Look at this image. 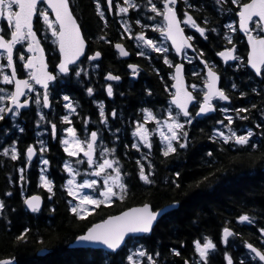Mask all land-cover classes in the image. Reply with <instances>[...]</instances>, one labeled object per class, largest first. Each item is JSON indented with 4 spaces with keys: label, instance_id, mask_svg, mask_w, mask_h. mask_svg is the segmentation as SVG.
<instances>
[{
    "label": "trees",
    "instance_id": "16d2710c",
    "mask_svg": "<svg viewBox=\"0 0 264 264\" xmlns=\"http://www.w3.org/2000/svg\"><path fill=\"white\" fill-rule=\"evenodd\" d=\"M155 1L158 7H163L162 0ZM69 2L88 42L86 56L77 65L84 71L76 77L75 70L78 68L74 66L69 75L58 77L51 86L53 107L49 112L44 111L41 97V105L33 103L26 119L20 116L17 121L10 118L9 123L0 124V200L5 203L3 215H0V259L14 257L15 264H130L127 255L132 253L131 247L136 244L145 248L156 264H185L194 257L195 240L199 239L203 244L207 237L220 244L224 241L225 227L231 229L234 235L227 240L226 248L218 249L219 255L214 250L211 252L206 264H214L215 260L218 264H227L228 256L237 262L239 256L234 253L250 255L247 243L264 251V234L260 232L264 228V75L259 78L247 67L248 46L238 30L234 33L224 30L225 25L238 21V6L231 0L222 4L216 0H188V5H191L188 7L184 0H180L177 9L180 17L184 18L183 13L187 11L201 27L208 30L205 33L207 38L201 36L198 30H186L195 38L193 44L196 51L194 62L185 63L189 84L203 89L205 66L202 61H208L220 74L221 87L231 103L226 106L228 112L217 110L213 115L202 118L196 117L195 106L191 112L194 119L186 125L188 147L178 148L176 153L165 157L164 141L156 131V124L151 123L152 120H144L146 114L143 109H150L161 121L167 117V110L172 107L174 67L164 63V54L153 50L146 57L139 56L135 45L136 37L142 30L145 35L160 39L158 32L151 28L142 29V25L161 23L162 17L149 19L156 14L151 12L150 6L146 7L147 0H133L138 8H129L128 13L114 9L112 16L106 0H99L100 10L105 13L103 19L97 12V0ZM119 2L122 1L115 0V6ZM136 20H140L141 24H137ZM126 28H130V33ZM225 34L232 36V43L225 39ZM117 43L125 45L131 52L129 60L120 57L115 49ZM233 44L242 59L235 64L224 65L217 53ZM43 45L50 70L56 72L60 60L57 44L47 34ZM95 51L101 52V60L90 62L86 57ZM170 58L174 65L179 62L172 51ZM131 63L139 66L137 80H133L132 73L127 71ZM108 73L119 76L120 81L107 82ZM109 84L113 85L116 93L112 99L108 98L105 88ZM88 88L93 89L91 94ZM38 91L42 93V90ZM65 95L73 101L75 112L64 107L67 103L63 99ZM197 98L201 100L200 96ZM98 100H107L105 113L110 115L107 120L113 122L110 132L113 145L110 148L115 149L113 159L118 160L127 191L123 200L116 198L111 203L96 206L94 211L80 219L71 212L73 203L69 201L73 202V197L67 193L69 172L64 165L66 162L72 164L74 160L64 151L63 132L69 126L74 127L85 140L89 139L91 132L99 131L102 140L110 142L103 137L99 124L102 117L97 114ZM236 109L248 111L237 114ZM113 111L115 117L112 116ZM65 115L70 123L62 120ZM228 116L232 117L230 125ZM244 116L248 119H241ZM221 120L224 124L217 123ZM137 121L148 122L151 148L135 137ZM52 124L56 125L54 134ZM225 125L238 135H245L251 130L253 136L250 143L246 146L233 141L224 143L214 129L218 128L228 135ZM13 143L20 153L17 160L3 155V149L10 148ZM134 144L139 147H133ZM31 145L39 150L33 163L26 158V150ZM41 147L44 151H40ZM209 152L212 156L208 155ZM41 158L49 163H41ZM141 165L149 179L154 180L153 184L140 179ZM21 168L23 173L19 171ZM177 172L179 177L175 175ZM42 177L53 182V192L45 187ZM8 192L11 196L6 195ZM35 194L44 197L45 205L40 213L31 214L26 210L24 201ZM174 201H179L178 208L158 221L151 236L129 239L116 254L72 249L70 246L93 223L109 216L144 203H149L157 211ZM245 213L253 219V223L238 221V217ZM25 228L30 229L25 240L17 241ZM173 250L179 251L180 255H175ZM40 252L46 254L41 256ZM144 261H148L147 256ZM255 264L261 263L255 259Z\"/></svg>",
    "mask_w": 264,
    "mask_h": 264
},
{
    "label": "snow or ice",
    "instance_id": "6c2138e0",
    "mask_svg": "<svg viewBox=\"0 0 264 264\" xmlns=\"http://www.w3.org/2000/svg\"><path fill=\"white\" fill-rule=\"evenodd\" d=\"M177 0H162L163 7H158L157 3L153 0H147L146 7L150 6L151 12L155 13V16L149 17L150 20H155L156 16L162 17L161 23L156 24H143L142 29L151 28L154 32H158L163 40H154L148 38L145 32L142 30L136 37L138 46L142 42L143 45L150 47L156 53H163V60L166 65L170 68H175V73L173 79L176 83L173 85L175 91L172 93L170 105L175 106V111L170 106L167 110V118L161 122V120L152 113L150 109H143L146 114L144 116L145 121H155L156 131L159 132L161 139L164 141L163 155L165 157L170 154L176 153L177 149H185L188 147V131L186 125H190L194 119L192 113L189 111V106L196 101L199 110L196 116L201 114H206L215 110V106L212 103L214 98L220 100L228 101L229 96L225 94L223 89L219 88L218 81L219 75L214 71V65H209L208 61H203L205 67L207 68L206 77L204 80V89H202L203 98L202 100H197V97L193 95L188 87L185 85L184 79L182 77V69L184 65L173 64L171 60L168 59V47L165 45L166 40H171L172 45L175 48L176 53H182L187 48H193V45L189 43L192 39L190 36H185L184 28L181 24L190 25L192 28H196L201 36H205L207 29L201 27L197 21L187 12L183 13V21L178 18L177 12L175 10ZM218 4L227 3L228 0H216ZM108 7H112V0H107ZM127 7H120V12L126 13L129 8H138L139 5L132 2V0H125ZM184 3L188 5V0H184ZM231 3L238 6V11L236 15L239 17L238 27L239 30L243 31L247 36L248 44L251 46V51L248 55L247 63L254 69L257 76L264 75V0H250V2H242V0H231ZM45 4L48 7L41 9L38 6ZM191 7V5H188ZM51 9L55 13V19L49 18L48 9ZM18 9V10H17ZM97 12L98 15L103 19L105 17L104 11L100 10L99 0H97ZM42 18L43 23L47 25V28L51 30L52 36L56 37V42L59 46V53L61 56L60 62L56 65L58 72L49 71L48 64L45 61L44 49L41 45L40 39L37 36L36 31L33 30V18L35 16ZM7 18L8 34L10 38H6L3 34L2 28H0V57L6 56L7 65L0 64V73H2L5 67L11 68V74H3V81L6 84H14L15 90L11 92H6L5 89L0 88V102L10 101V106L5 104V106H0V120L4 119L5 113H12L14 116L20 114V110L29 105V101L32 99L31 93L36 92L35 104L41 105V97L43 100V106H50L49 100V85L57 80L59 76H67L73 69L70 67L76 65L80 57L85 55L86 41L82 35L80 25L77 22L76 17L73 15L70 7L69 0H0V17ZM207 22V21H205ZM105 23L107 21L105 20ZM137 24H141L140 20H136ZM251 25V27H250ZM231 32H236L237 27L234 24L229 23L225 25ZM129 31L130 28H126ZM212 31H216L213 29ZM253 33H256L253 35ZM100 39H106V37H100ZM225 39L232 43V36L225 34ZM27 42V52L32 55L25 59V53L20 51L18 53L19 60L23 62L22 69L28 70L27 78L20 79L17 77V71L14 66L13 61V50L18 44ZM110 42V41H109ZM117 49L120 50V55L127 56L128 52L124 50L123 46L119 43L115 45ZM193 50H195L193 48ZM236 53V46L233 44L231 48H227L224 51L217 53L218 56L222 57L225 62L229 60H241ZM138 55L144 56L145 52L141 51L137 53ZM100 51H95L93 55L86 57L88 60H96L101 57ZM200 56H203V52H200ZM151 59V57H148ZM136 65H129V68L135 69ZM78 70H75V76L80 77L81 72L84 71L83 68L77 66ZM133 75H136L133 72ZM193 75H198L193 73ZM106 79L119 80L120 77L108 73ZM35 85H40L43 92L37 91ZM235 88V84L232 85ZM192 89H196L197 85H191ZM88 93L93 92L92 88L87 89ZM255 91V89H254ZM107 93L109 96L112 95V86L109 84L107 86ZM149 94H151L149 92ZM241 95H245L242 93ZM21 97H26L21 101ZM65 101H70L69 96L65 95L63 97ZM64 107L66 109H71L75 112L72 104L65 103ZM253 108L256 105H252ZM227 112L228 109H223ZM247 112L248 109H236L237 114L240 112ZM115 111L112 112V116L115 117ZM100 116L105 117L104 105L100 104ZM43 118V117H42ZM241 119H248L247 116L241 117ZM63 121L69 122V117L67 115L62 117ZM106 120V118H105ZM227 120L229 125L232 123V117L228 116ZM218 124H224V121H217ZM53 134L55 133L56 125L52 124ZM166 127V131H165ZM228 127V135L218 128L214 129V133L218 134L219 137L223 138L224 143L233 141L235 144L246 146L250 143V138L253 136V132L248 130L245 135H238L231 127ZM259 127V125H257ZM22 132L23 129L21 128ZM68 133L73 136V141L71 146H68L70 142L68 140L62 141L66 145L64 151L68 153L69 156L77 157L80 153H83L87 157V165L91 171H85V178L82 183L76 184L75 177L80 175L79 169H74L69 163H65L64 167L69 173L72 174V179L67 181V193L69 196L75 198L79 201V204L71 207V212L77 214L80 219H84V215L81 213L80 209L86 212L88 209L85 205H96L99 206L106 202L111 203L113 197H118L123 200L127 191V184L122 180L121 168L118 164L117 159H108L105 157V153H114L115 149L103 148L101 151L102 159H94L95 154V143L97 140V132H91L90 139H85L81 141L76 136V129L74 127H68L66 129ZM136 133L139 135L140 139L147 145L148 148L152 147L149 140V130L144 127L139 121H137ZM215 138V137H213ZM43 144V142H41ZM133 147H139V145H133ZM40 151H44L41 147ZM27 157L30 160L34 153V147L29 146L26 150ZM3 155L9 156L12 160H17L19 158V151L13 143V145L8 148L3 149ZM212 156V153H208ZM44 164H48L47 160L43 161ZM77 164H82L84 161L77 160ZM112 169V172L108 170ZM23 173L24 169L19 170ZM114 173V174H113ZM140 179L147 184H153L154 180L149 179V176L144 172V166H140ZM179 177L180 173L175 174ZM88 176L102 177L101 180L90 179ZM207 179V177H205ZM23 180V176H21ZM45 187H47L49 192H53V182L42 177ZM100 186L99 198L93 196L92 194L86 193L85 189H97ZM179 187V184H176ZM7 196H11V192L6 193ZM41 198L39 196H32L25 200V204L32 212L40 211ZM69 203H72L69 201ZM179 201H174L172 205L166 206L178 207ZM166 208H162L158 211H154L149 203H144L142 206L129 208L126 211H122L119 215L109 216L106 219L101 220L98 223H93L87 228L83 235H79L75 238L77 244L89 243V244H100L113 252H116L121 248L122 245L126 243V237L130 234L137 233H151L154 224L162 219L169 213ZM5 209V203L0 200V215H3V210ZM55 211V209H53ZM240 222L253 223V219L247 214H242L238 217ZM30 229L25 228L24 231L17 237V241H23L26 238V234ZM260 232L264 234V228L260 229ZM234 233L228 227L223 229V240L227 243V238L233 236ZM205 243L201 244L199 239L194 241L195 251L199 253L201 257H206L208 249H214L216 245L210 238H205ZM246 247L253 254L252 258H258L259 261L264 262V251L254 247L251 243H247ZM175 255L179 256L180 252L173 250ZM147 255L148 260L151 264H156L155 260L151 255H148L145 250L138 249L135 252L127 255V260L130 264H141L140 261L134 257H144ZM158 255V253H157ZM0 264H15L14 257H6L0 259ZM188 264V261H185ZM227 264H233L231 256L227 257ZM240 264H244L241 260Z\"/></svg>",
    "mask_w": 264,
    "mask_h": 264
},
{
    "label": "flooded vegetation",
    "instance_id": "af4514ba",
    "mask_svg": "<svg viewBox=\"0 0 264 264\" xmlns=\"http://www.w3.org/2000/svg\"><path fill=\"white\" fill-rule=\"evenodd\" d=\"M122 2H119V3H117V5L115 6V0H114V9H120V7L121 6H123V7H127L128 5L125 3V0H121ZM179 1V4H180V0H178ZM248 1H250V0H247V2ZM132 2H133V0H132ZM153 2L154 3H156V1L155 0H153ZM179 4H178V6H177V9H178V7H179ZM39 8H41V9H44V8H47L48 6L47 5H45V4H41V5H39L38 6ZM18 10V9H17ZM118 11V10H117ZM48 12H49V18L50 19H52V17H53V14H52V12H51V10L50 9H48ZM126 13H128V12H126ZM0 28H2V30H3V34H5V37L6 38H10V35L8 34V25H7V18H6V16L5 17H3L2 19H1V21H0ZM35 30L38 32L39 30V32L41 33V37H40V35H39V37H40V39H41V42L42 43H44L45 42V36L47 35V34H49L51 37H52V41H53V43H56L57 44V42H56V40H57V38L56 37H54V36H52V33H51V30L50 29H48L47 28V25H45L44 23H43V20H42V18L41 17H39L38 15L35 17ZM191 30H193L192 28H191ZM39 34V33H38ZM149 36V35H148ZM149 37H152V36H149ZM152 38H154V37H152ZM160 38H161V36H160ZM193 39L195 40V38H194V36H193ZM26 49H27V42H24V43H21V44H18L17 46H16V48L14 49V54H13V59H14V63H15V68H16V71H17V75H18V77L19 78H21V79H24V78H26L27 77V72H28V70H26V69H22V64H23V62L22 61H20L19 60V55H18V53L20 52V51H22V52H24L25 53V59H27V57L29 56V55H27L26 54ZM2 60L3 61H5L6 60V62H5V64L7 65V58H6V56H3L2 57ZM123 60H125V59H123ZM127 60H129V59H127ZM131 64H134V63H131ZM128 68H129V66H128ZM128 68H127V71L129 72V70H128ZM139 72V71H138ZM5 73H8V75H10L11 73H10V69H9V67H6L5 68ZM132 78V77H131ZM133 79V78H132ZM134 80V79H133ZM113 82H115V81H113ZM107 86L108 85H106V92H107ZM112 86V94L113 95H115L116 93H115V91H114V87H113V85H111ZM119 87V86H118ZM0 88H3V89H5V91L6 92H11V91H13L12 90V85L11 84H6L4 81H3V75H0ZM11 88V89H10ZM216 101V100H215ZM103 105L105 104V102L103 101V102H101ZM100 103V104H101ZM5 104H7V105H10V101H5V102H0V106H5ZM215 104H216V102H215ZM105 113V112H104ZM28 111L27 110H22L21 112H20V114L19 115H16V116H14L12 113H10L9 115L7 114V113H5L4 114V119L3 120H0V124H4V122H8V120L10 119V118H12V121H17V119L20 117V116H22L23 118H27L28 117ZM99 116H100V114H99ZM110 117V115L109 114H106L105 113V117H104V120H102V119H100L99 120V124H100V126H101V129H102V132H103V137L105 138V140H109L110 139V142H106V141H103L102 140V137H101V133L99 132V131H97V134H98V142H97V151H96V159H102V157H101V151H102V149L103 148H108V149H111L110 148V146L112 147V145H113V141H111V139H112V135H111V130H112V128H113V122H109L108 120H107V118H109ZM105 118H106V120H105ZM9 123V122H8ZM141 124H143V123H141ZM146 124V123H145ZM109 155H110V153H108V158L110 159V157H112V155H110V157H109ZM152 234V233H151ZM151 234H149V235H147V236H151ZM141 238H143V237H141ZM138 239H140V238H138ZM215 245H216V247L214 248V249H208L207 250V255H206V257H201L200 255H199V253L198 252H196L195 251V254H194V257L190 260V261H188V264H206V262L209 260V257H210V254H211V252L214 250L215 252H216V254H218V249H222V248H226L227 247V245H228V243H224V241L222 242V243H220V244H216V243H214ZM136 245V244H135ZM134 247V246H133ZM142 250H145L146 251V249L145 248H143L142 247ZM235 255H238L239 256V260L236 262L233 258H232V261H233V264H240V262H241V260H243L244 261V264H255V259H253L252 258V254L250 253V255H248V256H245V255H242V253H240V252H236V253H234ZM219 255V254H218ZM154 260V259H153ZM142 264H151V262L148 260V262L147 261H144V258H143V262H142ZM214 264H218L217 263V260H215V262H214Z\"/></svg>",
    "mask_w": 264,
    "mask_h": 264
},
{
    "label": "water",
    "instance_id": "95a60500",
    "mask_svg": "<svg viewBox=\"0 0 264 264\" xmlns=\"http://www.w3.org/2000/svg\"><path fill=\"white\" fill-rule=\"evenodd\" d=\"M107 5H108V3H107ZM178 5V1L176 2V5L175 6H177ZM112 6H113V0H112ZM69 7H70V4H69ZM109 8V7H108ZM50 9V8H49ZM70 9H71V7H70ZM110 9V11L112 12V7L111 8H109ZM51 10V9H50ZM176 10V12H177V9H175ZM72 11V10H71ZM53 13V17H54V19H55V13L54 12H52ZM73 13V12H72ZM74 15V14H73ZM177 16H178V18L180 19V17H179V15H178V12H177ZM36 17V16H35ZM35 17L33 18V30L35 31V29H34V20H35ZM1 18L2 17H0V20H1ZM77 19V18H76ZM77 22H78V24H79V21H78V19H77ZM80 25V24H79ZM181 27L182 28H184L183 27V24H181ZM80 28H81V26H80ZM81 32H82V30H81ZM240 32H241V34H243V35H245L246 36V34L243 32V31H241L240 30ZM37 33V32H36ZM184 34H185V36H188L187 35V33L185 32V30H184ZM82 35H83V32H82ZM37 36H38V34H37ZM84 36V35H83ZM38 38H39V36H38ZM40 39V38H39ZM84 39H85V37H84ZM246 39H247V36H246ZM86 41V40H85ZM170 41V43H171V46H172V48H173V50L175 51V48H174V46L172 45V42H171V40H169ZM189 43H191V41H189ZM247 43H248V41H247ZM42 45V44H41ZM87 46H88V44H87V42H86V47H85V54H86V50H87ZM123 46V45H122ZM248 46H249V52L251 51V46L248 44ZM42 47H43V45H42ZM116 48V47H115ZM123 48H124V50L125 51H127V49L123 46ZM44 49V48H43ZM187 49H189V51H191V50H193V48H187ZM58 50H59V46H58ZM116 50L118 51V53L120 54V50L119 49H117L116 48ZM0 51H2V50H0ZM185 51V50H184ZM184 51L182 52V53H176V51H175V53L177 54V56L182 60V58H183V53H184ZM128 52V51H127ZM13 53H14V50H13ZM30 55H32L31 53H29ZM236 54V53H235ZM249 55V54H248ZM44 56H45V61H46V63L48 64V62H47V56H46V52H45V50H44ZM84 56L85 55H83V56H81L80 57V60L79 61H77V64L84 58ZM61 57V56H60ZM121 57L122 58H124V59H129L130 58V53L128 52V55L127 56H122L121 55ZM223 61H224V63L225 64H230V63H233V62H235V60H229V61H227V62H225V60L222 58V57H220ZM101 60V57L100 58H98V59H96V60H91V61H100ZM14 61V60H13ZM76 64V65H77ZM183 64V63H182ZM184 65V64H183ZM14 66H15V64H14ZM72 66H74V65H72ZM71 67V66H70ZM248 67L255 73V71H254V69H252L251 68V66L248 64ZM10 69V73H11V68H9ZM48 70L50 71V67H49V65H48ZM130 70H132L133 72H135V71H137V69L135 68V69H132V68H130ZM174 73H175V70H174ZM206 73H207V69H206ZM256 75V74H255ZM257 76V75H256ZM17 77H18V75H17ZM134 78H136V76H133ZM182 77H183V79H184V82H185V85L188 87V82H187V78H186V71H185V65H184V67H183V69H182ZM259 77V76H258ZM19 78V77H18ZM21 79V78H20ZM109 80H111V79H109ZM111 81H113V80H111ZM54 83V82H53ZM176 83V81H174V84ZM52 83H50V85H51ZM173 84V85H174ZM50 85H49V87H50ZM36 86H38V87H40L41 88V86L40 85H36ZM219 88H220V76H219V81H218V85H217ZM13 90H15V85L13 84ZM173 90L175 91V88L173 87ZM188 90H189V88H188ZM190 91V90H189ZM194 95V94H193ZM26 97H21V101H23L24 99H25ZM50 100V99H49ZM223 101V103L224 104H226V103H229V101L230 100H228V101H224V100H222ZM213 102V101H212ZM196 104V101H193V103L189 106V111L191 112V110H192V108H193V106ZM10 106V105H9ZM31 106H32V99L29 101V105L28 106H26L25 108H22L20 111H22V110H25V109H29V108H31ZM174 106V105H173ZM215 106V105H214ZM175 107V106H174ZM47 110H49L50 108H51V100H50V106H48V107H45ZM215 111H216V107H215V110L214 111H211V112H209V113H206V114H201V115H199V116H197V117H205V116H211L212 114H214L215 113ZM8 115L10 114V113H7ZM97 141H98V136H97V140H96V143H95V153H96V144H97ZM34 147V146H33ZM37 155H38V152H37V150H36V148L34 147V153H33V156L31 157V159L29 160L30 162H33L36 158H37ZM26 156H27V153H26ZM28 158V157H27ZM87 158V157H86ZM94 159H95V154H94ZM33 196H39L40 198H41V202H40V211L41 210H43V207H44V204H45V201H44V199H43V197L42 196H40V195H33ZM30 197H32V196H30ZM29 198V197H28ZM172 205V204H171ZM25 206H26V209L30 212V213H35V212H32L31 211V209L30 208H28L27 207V205L25 204ZM139 206H142V205H138V206H134V207H139ZM167 206H169V205H167ZM131 208H133V207H131ZM163 208H166V206L165 207H163ZM178 207H170V208H166V211L169 213V212H171V211H173V210H175V209H177ZM162 209V208H161ZM127 210V209H126ZM125 210V211H126ZM160 210V209H159ZM39 211V212H40ZM158 211V210H157ZM120 213H118V214H116V215H119ZM116 215H113V216H116ZM160 220V219H159ZM158 220V221H159ZM158 221L154 224V226H153V230H154V228H155V226L157 225V223H158ZM152 230V231H153ZM233 232V231H232ZM152 233V232H151ZM151 233H137V234H130L129 235V237H126V242H127V240H128V238H130V237H142V236H144V235H147V234H151ZM84 234V233H83ZM82 234V235H83ZM230 237V236H229ZM228 237V238H229ZM126 244V243H125ZM125 244L124 245H122L121 246V248L122 247H124L125 246ZM71 246V248L72 249H93V250H104V251H106V252H108V253H114V254H116V253H118V251L121 249H118L116 252H113L111 249H109V248H107V247H105V246H103V245H100V244H89V243H81V244H77L75 241L70 245ZM44 254H46L45 252H40L39 253V255H41V256H44ZM257 260H258V258H256ZM259 261V260H258ZM261 264H264V262H261V261H259Z\"/></svg>",
    "mask_w": 264,
    "mask_h": 264
},
{
    "label": "rangeland",
    "instance_id": "374dc122",
    "mask_svg": "<svg viewBox=\"0 0 264 264\" xmlns=\"http://www.w3.org/2000/svg\"><path fill=\"white\" fill-rule=\"evenodd\" d=\"M141 45H143V43L141 42L140 43ZM143 46H145V45H143ZM146 48H148V46H145ZM59 53V52H58ZM59 56H60V53H59ZM60 59H61V57H60ZM0 64H3V65H5L4 64V61L2 60V57H0ZM6 68V67H5ZM5 68L3 69V71H2V73H0V75H3V74H8V73H5ZM4 93H0V95H3ZM107 95H108V93H107ZM114 96L115 95H111V96H109L108 95V98L109 99H112V98H114ZM107 98V100L109 101V99ZM107 100H106V103L104 104V110H105V107H106V105H108L107 104ZM97 114H100V103H97ZM164 120V119H163ZM163 120L161 121V122H163ZM143 125H144V127H146L148 130H149V128L147 127V125H145V123H143ZM165 131H166V127H165ZM138 135V134H137ZM76 136H77V138H79L81 141H83L82 140V138L79 136V134L76 132ZM139 136V135H138ZM73 136H72V134L71 133H68L67 134V136H65V138H64V140H68L69 142H70V144L68 145V146H71V142L73 141ZM64 146L66 147V145L64 144ZM81 155H83V153H80L79 154V156H77V157H74V162L71 164L70 163V166L71 167H73L74 169H79V172H80V175H78V176H76L75 177V181H76V184H79V183H82V181H83V179L85 178V171L86 170H88V171H91V169H87L86 167H85V165H84V163H82V164H77L76 163V161L77 160H82V161H84L82 158H81ZM105 157L106 158H108V153H105ZM109 157H110V155H109ZM109 159V158H108ZM110 159H112L111 157H110ZM45 159L44 158H41V163H43V161H44ZM33 162H35V160L33 161ZM109 172H112L113 170L112 169H109L108 170ZM114 174V173H113ZM87 178H90V179H98V180H101V182H102V179H103V176L102 177H94V176H88ZM69 179H72V174L71 173H69V178H68V180ZM67 180V181H68ZM67 184V183H66ZM99 185L97 186V189H85L84 191L86 192V193H89V194H92L93 196H96V197H98L99 198V191H98V189H99ZM114 198H118V197H113L112 198V201H113V199ZM73 205H76V204H79V201L78 200H75V198L73 197ZM93 206L94 205H85V207L88 209L86 212H84L83 211V209H80V211H81V213L82 214H85V215H87V213H89L90 211H92V209H93ZM131 249H132V252H135V251H137L138 249H141L142 250V248L139 246V245H135V247H131ZM135 259H137L138 261H140L141 262V264H142V262H143V258L144 257H139V256H137V257H134Z\"/></svg>",
    "mask_w": 264,
    "mask_h": 264
},
{
    "label": "bare ground",
    "instance_id": "6f19581e",
    "mask_svg": "<svg viewBox=\"0 0 264 264\" xmlns=\"http://www.w3.org/2000/svg\"><path fill=\"white\" fill-rule=\"evenodd\" d=\"M212 2V1H211ZM213 5V4H212ZM126 39V38H125ZM45 144V143H44ZM9 146V145H8ZM41 155V154H40ZM132 166V165H131ZM157 210V209H156ZM48 211V210H47ZM40 213V212H39ZM52 214V213H51ZM40 215V214H39ZM74 261V260H73Z\"/></svg>",
    "mask_w": 264,
    "mask_h": 264
}]
</instances>
